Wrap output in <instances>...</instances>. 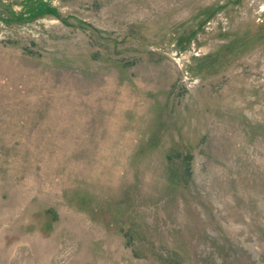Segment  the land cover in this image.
Segmentation results:
<instances>
[{
	"label": "rangeland",
	"instance_id": "1",
	"mask_svg": "<svg viewBox=\"0 0 264 264\" xmlns=\"http://www.w3.org/2000/svg\"><path fill=\"white\" fill-rule=\"evenodd\" d=\"M0 264H264V0H0Z\"/></svg>",
	"mask_w": 264,
	"mask_h": 264
}]
</instances>
